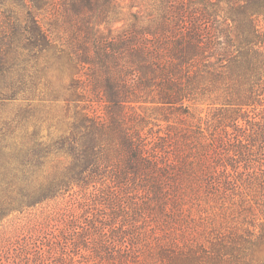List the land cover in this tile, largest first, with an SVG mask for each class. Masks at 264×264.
<instances>
[{"label":"trees","instance_id":"trees-1","mask_svg":"<svg viewBox=\"0 0 264 264\" xmlns=\"http://www.w3.org/2000/svg\"><path fill=\"white\" fill-rule=\"evenodd\" d=\"M27 83L64 104L66 123L56 137L29 133L28 104L11 120L24 133L10 151L0 139V226L78 188L109 212L99 264H142L141 227L186 218L188 245L156 235L160 258L264 264L253 190L264 200V0H0V107L33 100L20 98ZM117 219L130 229L115 231ZM66 227L73 247L92 237ZM10 237L0 264H47L31 238L16 250Z\"/></svg>","mask_w":264,"mask_h":264},{"label":"rangeland","instance_id":"rangeland-1","mask_svg":"<svg viewBox=\"0 0 264 264\" xmlns=\"http://www.w3.org/2000/svg\"><path fill=\"white\" fill-rule=\"evenodd\" d=\"M18 12V7L13 9ZM122 23H119L117 27H120ZM45 83V80H40ZM54 83L57 86L61 85L63 82H67L62 80L53 79ZM30 86V90L25 87V93L20 96V98H26L27 96L32 98L33 100H18V102L7 103L0 107V139H2V146L6 147V151L12 150L14 144L18 142V137H21L24 132H22L21 127L14 129L13 127L16 125V120L11 123V120L14 119L15 114L18 113V110L27 104L31 107H34L32 116L26 121L24 124L27 127L29 133L32 131L38 132L40 137H47V135L51 134L53 137H56L60 134V131L65 128V109L64 104L61 102L54 103L51 100L40 101L36 95H39L40 92L34 90V87L31 83H27ZM39 88L43 90L45 94V88L39 85ZM41 98L44 99V96ZM52 99V98H49ZM99 109L100 113H103L102 107L96 106ZM203 109L202 116H205L208 109L206 106L201 107ZM139 112H143V110L139 109ZM151 113L152 111H147ZM155 118L161 119L163 116H169L174 118L175 115L169 114L167 111H154L152 112ZM8 124L7 127H4L2 123ZM155 122V120H152ZM161 128L163 130L166 127L165 122H159ZM18 136L17 138H14ZM90 190V189H89ZM92 190V189H91ZM256 191L254 197L257 200H262L261 189H253ZM86 197L81 198L79 194V189L74 188L69 193L65 194L64 197L59 198L55 201H51L35 209L27 211L25 214H17L13 217H9L8 220H5L0 226V236L6 232V234L10 235L11 242L15 245L14 248L19 249V246L28 240L29 245L32 247V251L34 252H43L47 259V264H99L98 261H105L107 258L106 255L100 254L98 259L93 258L92 248L95 247L101 240L99 237H102L101 230L97 221H100L102 224H109L107 221L106 215L109 214L108 211L100 210V205H94L95 202L84 200ZM262 202L258 205V210H255V223L257 225V231H259L260 225L264 227V207L261 206ZM89 204V205H87ZM262 209V211H261ZM219 212V209H214L212 211H208L205 216H209L213 218V214ZM105 214V215H104ZM188 217V213H185ZM72 218L75 220L72 221ZM215 219L218 221L219 217ZM106 220V222H105ZM168 220V219H167ZM46 229L42 230L40 234L34 236L33 227L37 230L40 229L39 224L43 222H47ZM67 221V222H66ZM71 221V222H70ZM183 226H176L174 228L169 226H156V224L150 223L149 225L141 227V238L144 241L141 243L139 247V261L142 264H188V260L183 262H173L169 259L164 260L160 255L159 244L161 242H157L156 235L158 239H162L166 241L165 237L168 239V236L173 233L176 236L178 245L182 244L188 245V240L191 239L189 233L193 232L192 229L188 230V218L185 219ZM66 222V223H65ZM116 222L118 225L114 228V230L127 231L129 230L126 225H123L122 219H117ZM91 223V224H90ZM76 225L74 231L77 232H89L92 236L85 243L82 241V245L78 247H73L72 242L70 241L72 237H78V235L73 236L70 233L68 225ZM122 224V226H121ZM90 226L94 227L90 228ZM145 227V228H144ZM45 228V227H44ZM103 228V227H102ZM105 232L109 233V237H111V233L113 230L108 227L103 229ZM118 231V233H119ZM175 232V233H174ZM80 234L79 236L83 235ZM122 233V232H121ZM195 233V232H194ZM121 234H119L120 236ZM172 235V234H171ZM52 236L56 237L54 240ZM118 236V237H119ZM105 239V238H104ZM200 241H204V238L201 237ZM206 242V240L204 241ZM93 243V244H92ZM207 243V242H206ZM205 243V244H206ZM60 248V251H50L49 248L52 246H56ZM62 248V250H61ZM108 248L105 246V249ZM49 251V253H48ZM185 251V252H184ZM182 250L181 252L183 256H186L188 253V249ZM56 252V253H54ZM177 252V251H175ZM14 252H12L13 254ZM16 255L18 254L15 252ZM179 254V253H178ZM174 256V255H172ZM5 254L0 253V261H4ZM188 257V256H186ZM254 260L256 262L263 261L264 262V244L257 249L255 253ZM30 263L32 262L29 261Z\"/></svg>","mask_w":264,"mask_h":264}]
</instances>
